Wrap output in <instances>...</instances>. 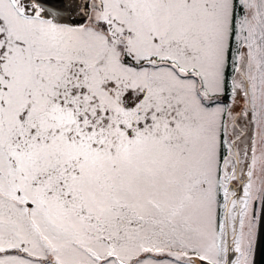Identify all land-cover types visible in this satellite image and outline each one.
I'll return each mask as SVG.
<instances>
[{
	"label": "rangeland",
	"instance_id": "374dc122",
	"mask_svg": "<svg viewBox=\"0 0 264 264\" xmlns=\"http://www.w3.org/2000/svg\"><path fill=\"white\" fill-rule=\"evenodd\" d=\"M100 2L82 27L35 15V184L20 170L34 147L13 151L19 165L8 171L0 147V186L12 172L8 191L23 200L0 191V264H227L232 250L234 264H253L264 0ZM125 42L137 61L140 52L163 62L123 63ZM229 67L231 103H206L223 93ZM61 97L99 107L103 127L95 114L65 113ZM19 115L0 113V126Z\"/></svg>",
	"mask_w": 264,
	"mask_h": 264
},
{
	"label": "flooded vegetation",
	"instance_id": "af4514ba",
	"mask_svg": "<svg viewBox=\"0 0 264 264\" xmlns=\"http://www.w3.org/2000/svg\"><path fill=\"white\" fill-rule=\"evenodd\" d=\"M91 8L90 19L94 13L103 12L100 0H92ZM35 15H40V8L33 1L0 0V113L12 110L17 114H21L19 115L20 120L12 127H8L3 122L1 123L0 147L6 158L7 165H5V168L7 166V171L11 167L13 169L15 165L16 167L19 165V157H13V151L18 153L21 151L28 152L34 147V152H32L31 159L28 162V164L30 163V169L28 171L20 169L23 171L21 178L32 185L35 184V116L27 118V115H35ZM96 19L97 26L99 27L98 24H101L99 29L108 33L107 29L103 28L106 23L102 17ZM129 27L130 30L127 32L132 35V33H135V28L133 26ZM110 35L117 37L114 33ZM121 38L123 36H119L118 40ZM129 45V42L124 43L121 57L123 63L134 66L137 63L148 64L153 60L157 63L163 62L162 57H157L156 54L148 53L145 55V53L140 52V60L143 61H137L135 55L128 53ZM125 57H127V60H125ZM69 78L71 79L72 76ZM64 79H66L65 75ZM80 79L81 75L78 80ZM57 97L60 98L59 95ZM61 99L64 100L60 103H63L65 113L71 112L82 114V116L95 114L94 123L101 125L99 128L103 127L104 117L101 114L103 111H100L99 107L96 106L94 109L92 106H85L84 108V105H67L66 99L63 97ZM11 173L10 171L7 172L10 188L0 186V191L5 196V200L15 204H23L22 199L13 197L9 192L12 190L11 185H13ZM15 185L16 181L13 186ZM17 188V193L21 195V189ZM26 199V206L28 208L32 207L34 202H30L28 198Z\"/></svg>",
	"mask_w": 264,
	"mask_h": 264
},
{
	"label": "water",
	"instance_id": "95a60500",
	"mask_svg": "<svg viewBox=\"0 0 264 264\" xmlns=\"http://www.w3.org/2000/svg\"><path fill=\"white\" fill-rule=\"evenodd\" d=\"M35 2L40 8V15L45 19H51L58 24H66L72 27L85 25L92 12V0H29ZM237 254L232 250L228 254V263L234 264ZM202 264H213L202 260ZM253 264H264V198L262 203L259 232L257 238L256 252Z\"/></svg>",
	"mask_w": 264,
	"mask_h": 264
},
{
	"label": "trees",
	"instance_id": "16d2710c",
	"mask_svg": "<svg viewBox=\"0 0 264 264\" xmlns=\"http://www.w3.org/2000/svg\"><path fill=\"white\" fill-rule=\"evenodd\" d=\"M125 60H127V57H125ZM232 69L229 67V70H228V74H229V78H228V81L224 87V91L223 93L217 95V96H214L212 99H208V100H205L206 103L210 104V103H217V102H223L225 104H228L231 102V96H232V92H233V87H234V84H233V81L230 79V76L232 75ZM23 250L19 249H7V250H4L3 252H7V253H18L20 254Z\"/></svg>",
	"mask_w": 264,
	"mask_h": 264
},
{
	"label": "bare ground",
	"instance_id": "6f19581e",
	"mask_svg": "<svg viewBox=\"0 0 264 264\" xmlns=\"http://www.w3.org/2000/svg\"><path fill=\"white\" fill-rule=\"evenodd\" d=\"M236 99H237V100L241 99V96H240V95H238Z\"/></svg>",
	"mask_w": 264,
	"mask_h": 264
}]
</instances>
